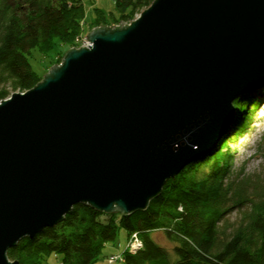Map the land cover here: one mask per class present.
<instances>
[{
	"label": "water",
	"instance_id": "1",
	"mask_svg": "<svg viewBox=\"0 0 264 264\" xmlns=\"http://www.w3.org/2000/svg\"><path fill=\"white\" fill-rule=\"evenodd\" d=\"M0 102V264L84 202L146 208L264 84V0H153Z\"/></svg>",
	"mask_w": 264,
	"mask_h": 264
},
{
	"label": "trees",
	"instance_id": "2",
	"mask_svg": "<svg viewBox=\"0 0 264 264\" xmlns=\"http://www.w3.org/2000/svg\"><path fill=\"white\" fill-rule=\"evenodd\" d=\"M113 2L116 21L132 19L153 0ZM95 10L93 25L110 21L112 12ZM84 13L81 0H0V100L43 79L29 62L32 49L44 55L55 45L65 52L78 44ZM237 101L235 127L250 105ZM227 143L167 179L144 210L123 214L74 204L56 225L21 238L8 257L19 264H51L45 261L52 255L60 256V264H93L123 228L142 242L136 251L121 253L124 264H264V179L243 171L230 177ZM232 211L239 216L227 231ZM155 230L164 231L171 249L156 242Z\"/></svg>",
	"mask_w": 264,
	"mask_h": 264
},
{
	"label": "rangeland",
	"instance_id": "3",
	"mask_svg": "<svg viewBox=\"0 0 264 264\" xmlns=\"http://www.w3.org/2000/svg\"><path fill=\"white\" fill-rule=\"evenodd\" d=\"M81 1L85 10V18H83V20L81 21L82 29L80 36H77L78 39L76 38L75 40L76 42L79 41V44L74 45L70 48L78 49L80 48V46H87L88 43L91 44V42L86 37L94 27L99 28L101 25H107L110 28H115V26H119L118 22L120 20L122 21V25L126 26L129 25L133 20H135V18L140 14V12L136 13L132 19L121 18L113 21L112 16L114 15L116 17L119 13L115 9V5L113 2L114 0ZM96 8L101 9L105 13L112 12V15L107 14V16L111 18L110 21L107 18L108 22H105L103 24L95 23L97 25H93L92 23L96 14ZM81 35L83 36V38H80ZM70 48H68L67 50H69ZM31 52L32 54L28 57L29 62L31 63L33 69L38 71L42 76L49 72L53 64L61 65L63 56L65 54L64 49L61 50L59 47H57V45L53 46L48 54L43 55L36 49H32ZM257 89H261V92H263L264 94V84L256 88L255 91L250 90L243 93V100L246 99L244 97L252 94L255 97L253 99L255 101L250 103L247 110H245L247 115H241L240 118H242V121H239L241 122V125L235 127V125L238 123L236 122V120L238 119L239 115L234 111L235 114L233 121L229 125L228 129L224 133H222L213 150L210 151L213 152L217 150L220 145L219 142H221V144L224 142H229L227 143V148H229L230 150L228 155V175L230 177L240 174L239 172L243 171V175L251 176L253 178H256V175H260V177L264 179V95L259 96ZM8 97H10V95ZM235 104L240 106L239 102H236ZM238 216L239 215H236V211H232L228 214L229 223L227 224V231L231 230L232 224L237 220ZM117 234L118 235L115 240L109 241L105 244L102 254L99 255L100 257L95 260L93 264H124L122 262V260H124L122 258L123 254L121 253L124 250L134 252V248L136 250L142 246V242L139 240V237L134 233L128 236L126 230L120 228ZM151 235L156 240V242L168 249H171L172 242H169L163 230H155L151 233ZM133 244L137 247H134ZM110 253H118L119 256L117 257L115 254H112L109 257ZM116 257L121 260L112 261L115 260ZM9 260L11 259L9 258ZM45 262H49L51 264H60V256H49L47 257V260Z\"/></svg>",
	"mask_w": 264,
	"mask_h": 264
},
{
	"label": "bare ground",
	"instance_id": "4",
	"mask_svg": "<svg viewBox=\"0 0 264 264\" xmlns=\"http://www.w3.org/2000/svg\"><path fill=\"white\" fill-rule=\"evenodd\" d=\"M137 17H138V16H137ZM137 17H136V18H137ZM136 18H135V19H136ZM79 36H80V35H79ZM80 38H83V36L81 35ZM77 39H78V38H77ZM85 42H86V41H85ZM77 43L79 44V41H78ZM43 77H44V76H43ZM40 81H41V80H40ZM31 88H32V87H31ZM257 88H258V87H257ZM255 89H256V88H254V90H253V89H251V90H252V91H255ZM259 90H261V89H259ZM247 91H250V90H247ZM247 91H245V92H247ZM15 92H24V91H15ZM245 92H244V93H245ZM263 95H264L263 92H261V93L259 94V96H263ZM10 96H11V94H10ZM244 96H245V94H244ZM242 97H243V94H241L240 96L236 97V98L233 100V106H234V107H235V103L238 102L237 99H238V98H241V99H242ZM6 98H8V96H7ZM6 98H4V99H6ZM9 98H10V97H9ZM244 98H246V99H244L243 101L248 102V104H250V103H252L253 101H255V100H253L255 97H254L252 94H251V95H248V96H246V97H244ZM4 99H2V100H4ZM0 102H1V100H0ZM256 102H258V101H256ZM235 109H236V107H235ZM136 250H137V249H136ZM136 250H135V248H134V251H136ZM112 254H115L117 257L119 256L118 253H110V254H109V257H110ZM115 255H114V256H115ZM117 257H116L115 260H112V261L121 260V259H119V258H117Z\"/></svg>",
	"mask_w": 264,
	"mask_h": 264
},
{
	"label": "built area",
	"instance_id": "5",
	"mask_svg": "<svg viewBox=\"0 0 264 264\" xmlns=\"http://www.w3.org/2000/svg\"><path fill=\"white\" fill-rule=\"evenodd\" d=\"M133 246H134V247H137V246H135L134 244H133Z\"/></svg>",
	"mask_w": 264,
	"mask_h": 264
}]
</instances>
